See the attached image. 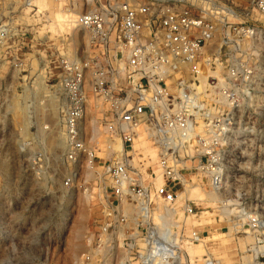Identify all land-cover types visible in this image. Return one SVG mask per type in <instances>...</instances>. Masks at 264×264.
<instances>
[{
  "label": "built area",
  "instance_id": "1",
  "mask_svg": "<svg viewBox=\"0 0 264 264\" xmlns=\"http://www.w3.org/2000/svg\"><path fill=\"white\" fill-rule=\"evenodd\" d=\"M261 17L264 0H0V71L12 81L18 69L24 86L22 72L55 75L63 186L84 181L98 200L77 264H188L174 232L198 243L199 231L159 225L155 207L196 215L186 183L225 186L264 85ZM228 198L218 207L242 220L233 229L246 225L259 243L260 217Z\"/></svg>",
  "mask_w": 264,
  "mask_h": 264
},
{
  "label": "rangeland",
  "instance_id": "2",
  "mask_svg": "<svg viewBox=\"0 0 264 264\" xmlns=\"http://www.w3.org/2000/svg\"><path fill=\"white\" fill-rule=\"evenodd\" d=\"M260 20L264 23V17ZM77 38L80 45V32ZM261 48L259 77L264 79V45ZM16 71L12 81L0 71V97L7 100L3 103L0 99V264H77L87 249L85 237L99 217L98 200L84 192V181L63 186L61 178L66 169L60 163L63 149L57 144L60 119L54 97L58 96L59 102L62 98L55 94L57 89L50 88L56 82L55 75L47 69L22 72L28 78L24 86ZM257 90L258 98L251 102L252 117L246 120L251 134L240 135L245 143L235 149L227 166L225 186L212 190L205 178L195 176L181 193V197L193 199L196 215L180 211L175 223L181 233L193 229L204 237L199 243L186 241L190 264L203 263V256L209 252L223 264H264V85H258ZM25 105L31 121L26 138L22 134ZM21 138L26 140V147L19 146ZM223 198L229 203L233 200L237 209L260 217L263 228L259 243L246 225L238 232L233 229L238 218L227 214L230 208L225 205L222 210L218 207Z\"/></svg>",
  "mask_w": 264,
  "mask_h": 264
},
{
  "label": "bare ground",
  "instance_id": "3",
  "mask_svg": "<svg viewBox=\"0 0 264 264\" xmlns=\"http://www.w3.org/2000/svg\"><path fill=\"white\" fill-rule=\"evenodd\" d=\"M55 17L57 18V20L58 21H61V20H63V18H62V16L61 15H59V14H56L55 15ZM63 24L61 23V22H59V26L61 27ZM16 70L13 72L14 74H16ZM40 74H42V73H39L38 75H37V78L35 79L36 81H35V83L40 79L39 78V75ZM39 82V81H38ZM43 83V82H42ZM39 84V83H38ZM37 85V84H36ZM43 85V84H42ZM40 86V85H39ZM41 88V87H40ZM23 89H24V87H23ZM22 89V90H23ZM35 89H37V87L35 88ZM27 90H29V88H27L26 89V91ZM23 92H24V90H23ZM31 92V91H30ZM26 94V93H25ZM55 94H57V95H59L60 93L58 92V93H55ZM21 96V95H20ZM24 97V96H23ZM26 97V96H25ZM12 98H14L13 96H12ZM55 99H54V101H55V103H56V105H55V110L56 111H58V106L61 104L62 105V103H63V98L62 99H60V102L58 101V96H55L54 97ZM15 99V98H14ZM27 99V98H26ZM18 101V100H17ZM11 103V102H10ZM12 104V103H11ZM24 104V103H23ZM25 104H26V102H25ZM9 105V104H8ZM8 105H7V108H8ZM18 105V104H17ZM60 105V106H61ZM26 106V105H25ZM52 106H54V105H52ZM26 109H25V111H26V113H27V118L25 119V122H24V124H23V128H22V134H23V137L24 138H26L28 135H29V127H30V123H31V121L29 120V118H30V115H29V113H28V106H26L25 107ZM24 109V108H23ZM23 109L21 108V110L23 111ZM15 111V110H14ZM23 115V114H22ZM58 115V114H57ZM59 124V123H58ZM44 128H46V126L44 127H41V131L42 132H44L45 130H44ZM63 135H62V133H61V131L59 130V136H58V138H57V144H58V146H60L61 148H63L64 147V138L62 137ZM21 141H22V143H20L19 142V146H26L27 145V143H26V140L24 139H22L21 138ZM144 142H147L145 139H144V137H142L141 138V142H140V145L142 146L143 144H144ZM144 147L146 148V147H148V144L147 145H144ZM187 184V183H186ZM186 189V185H185V188H184V190ZM183 190V191H184ZM181 196V195H180ZM177 204L178 203H176V205L175 206H169V204H163V203H159L158 205H157V207H155L156 209H155V213L153 214V220H154V222H156V223H158L159 225H169V226H177L178 227V224H176L175 223V215L178 213H180V209H176V207H177ZM181 205V204H180ZM173 207H175V208H173ZM179 208V207H178ZM195 215H191V217H194ZM179 224H180V222H178ZM187 233V232H186ZM174 240H175V242H176V244H178L179 246H180V248L181 249H183L184 251H185V255H186V257H187V260H188V263L190 264L191 263V261H190V257H189V255H188V252H187V250H186V248H185V243H186V241H183V243H180V240H179V238H177V234H176V232H174ZM202 241H204V237L203 238H201L200 240H199V242H202ZM198 242V243H199ZM190 255L192 256L193 254H192V252H190ZM207 255H213V253L211 254L210 252L207 254ZM193 257V256H192ZM175 258H176V253H175ZM180 263V260L178 261V259H176L175 260V263L174 264H179Z\"/></svg>",
  "mask_w": 264,
  "mask_h": 264
}]
</instances>
